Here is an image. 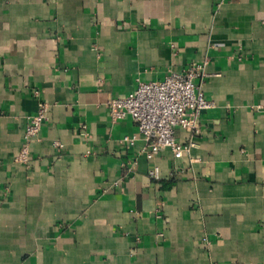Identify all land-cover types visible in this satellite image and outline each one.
Instances as JSON below:
<instances>
[{
  "label": "crops",
  "instance_id": "1",
  "mask_svg": "<svg viewBox=\"0 0 264 264\" xmlns=\"http://www.w3.org/2000/svg\"><path fill=\"white\" fill-rule=\"evenodd\" d=\"M205 62L200 162L126 144L109 100ZM0 264H264V0H0Z\"/></svg>",
  "mask_w": 264,
  "mask_h": 264
},
{
  "label": "built area",
  "instance_id": "2",
  "mask_svg": "<svg viewBox=\"0 0 264 264\" xmlns=\"http://www.w3.org/2000/svg\"><path fill=\"white\" fill-rule=\"evenodd\" d=\"M204 64H193L184 72H172L162 81L145 82L138 80L136 89L126 97L109 100V114L113 122L130 116L137 124L138 132L124 142L134 146L139 139L145 141V153L153 160L161 151L169 149L176 159L185 155L191 162H200L192 156L194 141L183 143L176 138L175 129L180 128L193 136L200 134L202 116L217 107L215 100L208 99L196 80L205 77ZM38 100L37 111L27 118L24 141L14 162L20 166L31 164V145L39 138L42 128L50 122L49 104L38 90L33 91ZM82 126L83 135H87ZM55 147L64 149L60 142ZM154 180L160 179L158 167L150 170Z\"/></svg>",
  "mask_w": 264,
  "mask_h": 264
}]
</instances>
